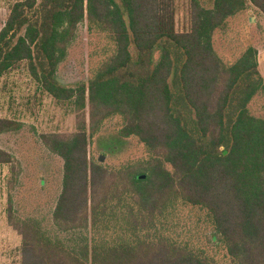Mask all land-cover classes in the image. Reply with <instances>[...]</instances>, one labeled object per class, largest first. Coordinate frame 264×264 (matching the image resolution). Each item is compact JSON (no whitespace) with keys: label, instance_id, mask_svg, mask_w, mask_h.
Returning <instances> with one entry per match:
<instances>
[{"label":"trees","instance_id":"16d2710c","mask_svg":"<svg viewBox=\"0 0 264 264\" xmlns=\"http://www.w3.org/2000/svg\"><path fill=\"white\" fill-rule=\"evenodd\" d=\"M119 1L21 0L0 31V77L27 62L40 87L77 114L75 132L40 136L63 161L56 236L8 206L22 264H213L152 236L179 205L208 213L210 240L235 264H264V119L249 112L264 93L258 50L250 46L232 65L215 50L228 20L251 8L264 16V0H190L187 32L176 29V0ZM85 21L107 33L115 52L88 83L65 87L58 67ZM113 116L124 119L118 136L137 137L148 161L111 170L89 160V138ZM21 127L0 118V136ZM13 160L0 149V164Z\"/></svg>","mask_w":264,"mask_h":264},{"label":"rangeland","instance_id":"374dc122","mask_svg":"<svg viewBox=\"0 0 264 264\" xmlns=\"http://www.w3.org/2000/svg\"><path fill=\"white\" fill-rule=\"evenodd\" d=\"M18 1L0 0V31ZM206 3L211 6V0ZM34 15L28 12L29 17ZM241 15L230 19L215 36V50L227 65L234 64L250 46L264 49V16L254 8ZM190 26V0H176V29L187 32ZM114 52L115 45L107 33L91 30L85 21L78 26L58 67L59 83L65 87L88 83ZM132 52L136 55L134 49ZM259 72L264 79V51ZM249 112L264 119V93L251 101ZM0 118L22 124L19 131L0 136V149L14 157L12 164H0V264H22V240L8 223V206L11 201L17 219L37 221L49 235L56 236L52 214L62 190L63 161L44 147L40 136L75 132L77 114L72 102L55 100L46 93L33 79L28 63L22 62L0 77ZM123 126L124 119L113 116L89 138L91 162L118 170L151 158L137 137L118 136ZM158 220L157 231H150L152 236L187 245L213 264H235L222 243L210 240L215 228L205 210L179 205L172 216ZM120 237L117 230L115 241Z\"/></svg>","mask_w":264,"mask_h":264},{"label":"crops","instance_id":"0c3cea01","mask_svg":"<svg viewBox=\"0 0 264 264\" xmlns=\"http://www.w3.org/2000/svg\"><path fill=\"white\" fill-rule=\"evenodd\" d=\"M249 11H251V9H249V10H247V11H245V13H247V12H249ZM243 14V13H242ZM238 15H241V13L240 14H238ZM237 15V16H238ZM241 16H243V18H244V15H241ZM263 16V15H262ZM236 17V16H235ZM234 18V17H233ZM230 19H232V18H230ZM229 19V20H230ZM229 20H228V22H229ZM253 47H255V46H253ZM257 50H258V48H256ZM262 51H264V49H259L258 50V63H259V70H260V56H261V54H262Z\"/></svg>","mask_w":264,"mask_h":264},{"label":"water","instance_id":"95a60500","mask_svg":"<svg viewBox=\"0 0 264 264\" xmlns=\"http://www.w3.org/2000/svg\"><path fill=\"white\" fill-rule=\"evenodd\" d=\"M224 154L226 155L227 152H224ZM103 161H104V159L103 158H100V162H103Z\"/></svg>","mask_w":264,"mask_h":264}]
</instances>
